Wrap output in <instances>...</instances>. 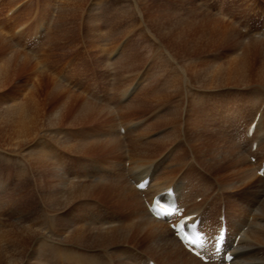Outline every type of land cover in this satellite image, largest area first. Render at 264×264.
Listing matches in <instances>:
<instances>
[{
	"label": "rangeland",
	"instance_id": "374dc122",
	"mask_svg": "<svg viewBox=\"0 0 264 264\" xmlns=\"http://www.w3.org/2000/svg\"><path fill=\"white\" fill-rule=\"evenodd\" d=\"M76 1L0 0V42L6 45L5 47L0 43V56H3V52L8 56L9 52L11 56L9 61L12 59V66L19 57H27L30 60V63L24 66V70H17L13 76L10 75L4 88L0 89V129L5 131L9 129L8 125L1 124L3 119L7 118V110L15 105L24 107L39 85L42 87L37 94V101L39 112L43 111L39 119L42 123L55 119L57 116L55 109L65 102V97L55 101L51 99L48 92L49 80L63 85L67 92L105 110L82 118L85 120L79 121L80 124L70 125L69 123L78 116L77 106H75L77 100L73 99L72 104L62 115L64 119L62 126L41 129L24 145L25 147H13L3 142L0 134V241L6 246L9 235H16L14 230H18L19 227L14 225L32 230L33 235L24 239L19 238V241L22 239L25 241L20 243L19 253L12 255L17 264H133L135 260L143 263L148 258L153 259L157 264H174V256L172 258L169 253L155 247L150 241H145L137 228L133 229L132 238L122 240L123 243H119L120 245L106 248L97 245L89 248L68 242L73 234L84 232L83 230L99 234L106 232L107 228L112 226L129 229L130 226L138 225V219L141 218L142 213L132 216L126 205L123 202L120 203L117 197L118 189L111 188L112 180L117 175H120L119 178L124 176L126 182L129 180L125 177L124 163L127 158L126 148L134 137H131L129 141L127 139L122 141L123 151H117L112 145H110L111 149H107L99 144L106 145L101 142L108 141V133L112 135V132H117L118 134L116 125L121 121L123 124L130 120L132 122L129 123H139L138 130L146 132L143 138L145 142L156 140L176 129L175 136L170 142L167 141L168 146L158 154L163 156L164 153L175 150L174 154L178 155L175 156L182 158V162L177 158V162L174 163V165H180L173 172L174 176L181 167H184V162L190 160L192 166L185 168L189 172L191 170V173L195 171L194 176L197 174L201 176L199 185L206 184V187L208 185L214 191L216 183L212 180V176L216 177L220 179L218 183L222 188L224 187L222 192H225L227 198L237 200L243 205L250 203L253 193L259 186L258 181H250L242 187L238 179L237 181L233 179L232 170L227 168L232 165L233 153H235L234 156L247 162L238 146L244 143L240 141L244 139V132L256 111L262 112L264 118V84L215 88L209 86L213 79L212 75L208 79L204 78L205 76L202 77L203 80L200 79V83L198 77L202 75L204 68L209 67L208 64L224 61L232 54L239 58L245 57V52L253 41L264 42V39L256 37L264 31V0H180L181 3L179 0ZM175 3L182 9L192 11V18L207 20V23L204 22L206 26L208 25L207 27L228 26L227 28L235 33L234 35H240L242 39L239 51L235 39L226 44L207 38L208 40L199 43H189L187 46L189 48L186 49V47L185 52L177 49L176 44H170L168 39L164 40L160 32L161 25L158 24V11L163 8L166 10L178 8ZM74 7L78 9L75 10ZM168 18L169 16H164L162 20ZM142 21H144L143 24ZM110 48L114 51L111 50L109 54ZM124 51L127 53L125 54ZM125 59L128 60L126 63ZM129 61L135 64H128ZM253 61L251 58L252 63ZM258 61L259 59L254 65H257ZM127 64L130 66L128 67ZM224 64L229 65L228 60L226 63L224 61ZM193 65L196 66L195 70H198L197 74L201 73L200 76L195 77V74L191 72L194 69ZM36 66L39 67L38 74H33L32 68ZM188 70L189 73H187ZM142 74H146V77ZM139 75L142 76L139 77ZM254 79L252 76V81ZM137 85L138 90L141 91L135 92L136 95L134 93L131 100L126 99L125 94L127 95ZM251 88L254 90L252 91ZM132 102L135 107L131 105ZM129 105L130 108H128ZM93 119L99 120L94 122ZM198 119H205L204 123L199 124ZM200 126L203 128H199ZM193 134L195 138L201 139L198 141L193 139ZM96 141H100L96 143L97 147L92 146L81 150L72 147L75 143ZM201 144L211 148L212 154L217 155L215 159L219 160L216 168L210 169L203 162L204 157L201 152L197 153ZM247 148H249L248 144ZM87 153L89 154L86 155ZM218 154H221L220 157ZM184 156L187 157L186 160L183 159ZM153 158H151L152 161L155 160ZM129 167L128 163L126 168L129 169ZM168 174L166 173L165 176L167 182L171 180ZM229 177H232L233 183ZM160 178L164 176L161 175ZM59 183L66 195L73 186L92 184L96 187L92 189L89 198L78 199L77 202L67 204L68 206L62 209L50 196L55 191L53 189L55 185ZM50 184L51 188L48 187ZM261 189L259 188V191ZM66 195L59 203L66 204ZM137 203L134 201L130 205L133 204L139 209V203ZM218 211L217 207V213Z\"/></svg>",
	"mask_w": 264,
	"mask_h": 264
},
{
	"label": "bare ground",
	"instance_id": "6f19581e",
	"mask_svg": "<svg viewBox=\"0 0 264 264\" xmlns=\"http://www.w3.org/2000/svg\"><path fill=\"white\" fill-rule=\"evenodd\" d=\"M75 1L76 0H74V2ZM82 1H81V4L83 5ZM179 2H180V0H179ZM71 3H73V2H71ZM78 3H80V2L78 1ZM176 4L177 3H175V6L178 7V5H176ZM73 5H76V4H73ZM79 6H80V4H79ZM170 7H171V5H170ZM76 9H78V8H75V10ZM165 10L166 9L163 8V9H160L158 11V15H157V17L159 18L158 19L159 20L158 24L161 25V28L163 30L160 29V28L159 29H160V32H161V35H162L163 39L164 40L168 39L170 44H176L175 47L177 49L183 50V52H185L186 49L189 48V47H187L189 45V43H199L200 41L208 40L207 38H211L214 41L218 40V41L225 42L226 44H229L231 42V40L234 41V39H235L236 42H237V44H236V46L238 48L237 50L239 51V49L241 47V44H242V39H240V37H239L240 35L239 36L237 34L234 35L235 33H233L229 28H227L228 26L227 27H223L222 26V27H219V28L217 26H214L212 28L211 27H207L208 25L207 26L205 25V23H207V20L205 21L203 19H199L198 20V19L192 18V14L193 13L189 9H185V8L182 9L181 7H178V8L167 9L166 12H164ZM76 13H75V15H76ZM135 15H136V13H135ZM70 16H72V15H70ZM164 16H169V18L166 19V20H162V18ZM160 17H161V19H160ZM139 18H140V16H139ZM61 20H62V18H61ZM210 20H213V19H210ZM226 21H228V20H226ZM143 22L144 21H142V24H143ZM153 24H154V22H153ZM26 28H24V29H26ZM236 29H238V28H236ZM248 30H250V29H248ZM24 31H26V30H24ZM156 31H157V29H156ZM250 36H252V35H250ZM253 36H254V34H253ZM248 40H249V38H248ZM0 43H2V45L4 44L3 42H0ZM170 44H169V46H170ZM156 46H157V44H156ZM5 47H6V45H5ZM157 48H158V46H157ZM161 48H163V47H161ZM169 48H172V47H169ZM116 49L117 48H115V50ZM111 50H112V48H110V51L108 49L109 54H110ZM94 51H95V49H94ZM108 51L106 50V53ZM113 51L114 50H112V52ZM126 51H124V53ZM132 51H134V50H132ZM171 52H173V51H171ZM5 53H7V52H5ZM163 53H165V52H163ZM209 53H211V52H209ZM131 54H130V58H131ZM96 55H97V53H96ZM98 56H99V54H98ZM10 57L11 56H9V52H8V56H6V54H4V52H3V56L2 57L0 56V89L4 88L6 81L10 78V75L13 76L17 72V70L23 69L24 66H27L30 63L29 58H27V57H19L18 60L14 61V64L12 66V64H11L12 63V59L9 61ZM120 57H122V56H120ZM125 57L127 58V56H125ZM136 57H138V56H136ZM251 58L254 60L253 61L254 63L257 61V59H259L258 64L257 65L255 64L256 66L254 65V63L251 62ZM114 59H116V58H114ZM122 59H124V58H122ZM122 59H120V60H122ZM110 60H112V59H110ZM110 60H108V61L110 62ZM134 60H136V59H134ZM134 60H131V61L135 62ZM226 60H228L229 65H225L224 64V61L226 63ZM126 61H128V60L125 59V63H126ZM224 61L220 60V61H215L213 63L208 64L209 67L208 68L206 67V68L203 69V73H202L201 76H200L201 73L197 74L198 70H195L196 66H194V65H193L194 69H192V71H191V66H190V71L195 74V77L196 76L197 77L200 76V77H198L199 78V83H200V79L203 80L202 77L205 76L204 78L208 79L209 76L212 75L213 79L210 81L209 86L210 87H215V88H220V87H224V86H249V85H253L254 83H258V85L259 84H261V85L264 84V42H261L259 40L253 41L248 46V48H247V50L245 52V57L239 58L238 56H234L232 54L230 56H227ZM123 62H124V60H123ZM127 63L131 64L132 62L129 61ZM136 63H138V62H136ZM107 64H108V62H107ZM132 64H135V63H132ZM190 64L192 65V63H190ZM115 65H117V64H115ZM10 66H12V68H10ZM37 66L32 68V70H34L33 74H38V72H37L38 69L37 68H39V67H37ZM129 66L130 65H128V67ZM73 69H72V72H74ZM187 69H186V71H187ZM127 71H129V69ZM31 72H29V73H31ZM70 72H71V70H70ZM29 73H27V74H29ZM187 73H189V70H188ZM180 74H181V72H180ZM142 75H144V74H142ZM141 76L139 75V77H141ZM144 76L146 77V74ZM252 76H254V78H255L254 81H252ZM120 77H122V76H120ZM124 78L125 77H123V79ZM142 78H140V79H142ZM175 79L177 80V78H175ZM187 79H189V78H187ZM117 81H118V79L116 80V82ZM204 81H205V79H204ZM113 82H114V80H113ZM175 82H177V81H175ZM48 83L50 85L48 92H49L50 97H51V99L53 101L59 99L60 97H65V102L63 101L64 103L61 104L60 106H58L55 109V112L57 114L56 118L52 119V121H49L48 123H42V120L39 119L41 117V114H43V111L39 112V107H38L39 102L37 101V98H38L37 94L41 90V87H42V85H39L35 92L32 91V93L33 92L34 93L32 94V96L30 98V101L27 104H25L24 107H20V106H16L15 105V107L7 110V118L3 119V122L1 124L8 125L9 126V129H8L9 132L5 131V129H0V134L2 135L3 142L9 143L13 147H19L20 148V147L26 145L30 140H32L39 133V131L41 129L43 130V128L47 129V128H50V127L62 126V122L64 120V119H62V115H64L63 113L65 112V109H67L70 106V104H72L71 100H73V99L77 100V102H76L77 105H75V104H73V105L77 106L78 116H77L76 119H73L71 123H69L70 125H74L75 123H79V121L85 120V119H82V118H85L86 116H90V115H92L95 112H103V111H105L103 108L101 109V108H99V107H97V106L85 101L84 99L79 98V97L67 92L65 90L66 88L64 89L62 87L63 85L61 86L59 83H56V82L51 81V80H49ZM137 83H139L138 79H137ZM114 84L116 85V83H114ZM115 85H113V86L115 87ZM186 85H188V84H186ZM200 85H202V84H200ZM142 86H144V85H142ZM184 86H185V83H184ZM111 87H112V85H111ZM259 87H261V86H259ZM143 88H145V87H143ZM253 90H254V88L252 89V91ZM137 91H141V90H138V85L133 87L131 89V91H129L127 93V95L125 94L126 97L124 95H123V97H125L126 99L128 98L129 100H131L130 98H133V94L135 92H137ZM166 92H167V90H166ZM134 95H136V93ZM137 96H139V95H137ZM140 97H141V95H140ZM260 97H262V96H260ZM174 98H175V96H174ZM120 99H121V97H120ZM133 103L134 102H132L131 105ZM169 103H171V102H169ZM123 104H125V103H123ZM19 105H21V103ZM51 105H52V107H54L53 104H51ZM122 106H124V105H122ZM122 106H120V107H122ZM134 107H135V105H134ZM128 108H130V105H129ZM98 109H101V110H98ZM107 111H109V110L107 109ZM258 113H259V111H256L254 118L248 124L247 129L244 132V139L240 141V142L244 141V143L240 144L239 146L237 145L238 148H239V151L242 152V155H243V157L246 158L247 162H245V160L241 159L238 156H234L235 153H233V155H232L233 156L232 165H230V167H228V168L226 166L227 169L232 170L231 172H232V175H233L232 176L233 179H236V181L238 179L240 181V185H242V187L245 186L248 182L253 181V180L258 181V183H259V186L257 187L256 192L253 193V195H252L250 203H247L245 205H243L242 203L238 202L237 200L233 201V200L227 198V196L225 195V192H222V190H224L223 189L224 187L222 188L219 185L220 183H218L220 179H218L216 177H213L212 175H211L212 176V180H214L215 183H216L214 185L216 188L213 191V194H211L212 188H210V186L207 185V187H206L205 186L206 184L199 185L198 183L201 181V179H200L201 176H199L198 174L196 176H194V173H196L195 171H193L194 173L193 172L191 173V170L189 172V170H187L185 168L186 166H188V167L192 166V164H191L192 161L190 162V160L185 161L184 162L185 163L184 167H181V169L174 176L173 172L176 170V167L180 166L178 164L174 165L175 161L177 162V158H178L177 157L178 156L177 153L174 154L175 150L168 151L166 154L164 153L163 156L161 155L162 157L160 155H158V154H159V152H161L162 150H164L168 146V142L167 141L170 142L171 139L175 136V134H176L175 130L176 129L167 132L164 136H161V137L157 138L156 140H151V141L145 142L143 138L145 137L146 132H144L142 130H138L139 127H140L139 123H129L131 121L130 120L129 122L126 121L127 122L126 124H123L122 121H121V123L116 125V127L118 129V134H117V132L116 133L112 132V135H111V133L110 134L108 133V141L104 140L105 142H101V143L106 144V145H102V144H99V145H101L102 147H106L107 149H111L110 145H112V147H114V149H116L117 151H119V150L123 151V148H122L123 143H122V141L126 140V139L129 141L131 137H134V138H131V140H130V142L128 144V147L126 148V155L125 156L127 158H126L125 163H124L125 171H126L125 172V177L128 178L129 180L126 182V181H124V178H123L124 176L119 178L120 175H117L112 180L113 181V185H112L111 188L118 189V194L119 195L117 197L119 198L120 203L123 202L126 205L127 209L131 211V215L132 216L142 213L141 214V218L138 219V225H134V227L130 226L131 229L130 228L129 229L114 228L112 226L111 228H107L108 230L106 232L99 233V234H94L92 231H89V230H87V231L83 230L84 232H79V233L73 234L68 239V242H72V243H75V244H78V245H81V246H84V247H89V248L90 247L92 248V246H94V245L102 246V247L106 248V247H110L112 245H116V244L118 245L119 243H123L122 240L124 241L127 238H129V239L132 238L133 229L137 228L139 230V232H141V234H142L141 237H143L145 241H150L155 247H159L162 251L169 253L172 256V258L174 256V258H175L174 262H173L174 264H203L198 259H196L191 254H189L181 246L179 241L174 237V234L171 231V229L169 228V226L167 225V223L166 222H160V221H157L156 219H154L153 216L149 213V211H148V209L146 207V199H145L144 194H146V196L148 197L147 199L149 201H151L152 199H154V197L157 194H159L161 192H164L165 190H167L170 187H172V188H174L176 190V193L178 194L179 203L182 206L186 207V209H187L186 214L187 215L196 214L197 216H200L202 218V225H204V227L206 229H208V228H214L215 229L216 227H218L220 225L218 223V219L221 216H225V218L227 220V223H228V229H229L228 246H229V249L235 254V259L233 260V262L231 264H264V176L263 177L258 176V171L260 170V168L262 166V163H263V160H264V157H262V155H264V118L263 117L258 122L257 127H256V131H255L253 137L252 138L248 137L249 136L248 135L249 127L254 123ZM98 120L99 119H93L94 122H97ZM100 120H102V119H100ZM204 120L205 119L199 120V124H203ZM186 124L188 125V123H186ZM181 126H182V123H181ZM184 127H185V125H184ZM74 128H76V127H74ZM77 128H78V126H77ZM199 128H203V126H200ZM123 130L125 131V136H123V134H122ZM49 131H50V129H49ZM239 133H241V132H239ZM193 136H194V134H193ZM194 138H195V136L193 137V139ZM195 139H197V141H198V139H201V138L200 137L199 138L196 137ZM192 141L193 140L191 139V142ZM255 141H257L259 143V145H258L257 149L254 152V151H252V146H253V143ZM96 143H100V141L99 142H97V141L96 142H87V143H81V144H79V143L76 144L75 143L74 145H72V147L75 148V149H80L81 150V149H85V148H90L92 146L93 147L94 146L97 147L98 144H96ZM193 143H191V144L193 145ZM246 143L249 145V148H247V144ZM65 144H66V142H65ZM208 144L210 146V143H208ZM4 145H7V144H4ZM130 146L132 147V150H131ZM64 147H67V146H64ZM145 148H147V149H145ZM197 150H199L197 153L201 152L202 157H204V160L202 159L203 162L206 165H208V167L210 169H214V167L218 165V160L219 159H215L217 155H215V154L213 155L212 154V151H211L212 149L211 148L206 147L205 145L201 144L199 149H197ZM81 154H83V153H81ZM88 154L89 153H87L86 155H88ZM221 154H218L219 157H220ZM175 155H177V156H175ZM181 156H182V154H181ZM257 156L262 157L261 160H257L258 162L255 163V164L252 163L251 159L255 158ZM152 157L155 158V160L153 158L154 161L151 160ZM205 157H206V159H205ZM43 158L44 157H42V159ZM224 158H226V157H224ZM230 158H231V156H230ZM37 159L40 160V158H37ZM178 159H180V158H178ZM183 159L186 160L187 157L184 156ZM198 159L200 160V156H199ZM180 160L182 162V158ZM32 161H34V160H32ZM223 161H225V160H223ZM193 162L195 163V161H193ZM128 163L130 164L129 169L126 168ZM35 164H36V162H35ZM247 164L249 166H247ZM195 165L198 166L197 163H195ZM257 167H259V169H256ZM224 171H227V170H224ZM166 173H169L168 175L171 177V180L169 182H167V180L165 181ZM161 175H163L164 178H160ZM37 176H38V174H37ZM147 176H151V183H150L149 188L145 192L139 191L136 188L137 184H139ZM232 177H229V178L231 179ZM233 179H231V182H232ZM130 180H131V182H130ZM60 182H62V181H60ZM132 183H134L133 184L134 187L132 186ZM260 185H262V186H260ZM229 186H230V182H229ZM48 187L51 188L52 187L51 184ZM61 187H62L61 183L57 184V186L55 185V188H53V189H55V191L53 193H51L52 195H50V196L53 197L54 203L55 204L58 203L57 206L59 205L63 209L67 204L69 205L70 203H72V202H74V201H76L78 199L82 200V198H89L91 196L92 189H94L96 186L92 185V184L73 186L71 191L67 195H66V192L64 193V189L61 188ZM227 188L229 189L230 187H227ZM259 188H262V189L259 191ZM225 190H226V187H225ZM112 191H113V189H112ZM214 194H216V196H214ZM65 195L67 197L66 198V200H67L66 204H61V202L59 203L61 198H63V196L65 197ZM200 198H201V200L199 201V203H196V201L198 199H200ZM134 201L135 202L137 201L139 203V209H137V207L134 206L133 204L130 205L131 202L133 203ZM232 202H233V206L231 207V203ZM191 205H193L194 208H191ZM131 206H133L134 208L132 209ZM188 206H189L190 210L188 209ZM217 207L219 208L218 213H217ZM140 208H141V211H140ZM138 211H140V212L138 213ZM14 227H19V228H17L18 230H14L16 235L15 234L14 235H11V234L9 235V233H8L10 238H7L6 246L4 245V243H2V241H0V264H17V261L14 260V256H12V255L19 253L20 243L25 241V240H23L24 238H27V236L29 237V236L33 235L32 230L29 229V228L20 227V226H17V225H14ZM138 236L139 235H137V237ZM19 238L20 239L23 238V239L21 241H19ZM62 250L63 249H61V251ZM62 253H63V251H62ZM153 253H154V251H153ZM59 255H61V254H59ZM38 256H39V254H38ZM65 256H66V254H65ZM68 257H70V256H68ZM39 259H40V257H39ZM19 260H20V258H19ZM134 260H135V258H134ZM44 263H45V261H44ZM148 263H147V261H145L143 263H140V262H137L136 260L133 262V264H148Z\"/></svg>",
	"mask_w": 264,
	"mask_h": 264
}]
</instances>
